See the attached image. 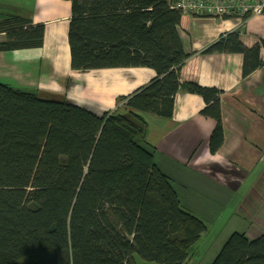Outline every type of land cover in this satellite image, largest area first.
Segmentation results:
<instances>
[{
  "label": "trees",
  "instance_id": "1",
  "mask_svg": "<svg viewBox=\"0 0 264 264\" xmlns=\"http://www.w3.org/2000/svg\"><path fill=\"white\" fill-rule=\"evenodd\" d=\"M66 1L72 71L149 68L155 77L101 115L0 81V264H185L206 225L155 166L144 115L170 119L179 91L201 97L214 154L222 92L180 81L193 52L180 36L186 15L168 2ZM43 33L2 19L0 52L41 48ZM201 54H240L245 78L264 66V40L245 47L229 33ZM210 264H264V235L232 233Z\"/></svg>",
  "mask_w": 264,
  "mask_h": 264
},
{
  "label": "crops",
  "instance_id": "2",
  "mask_svg": "<svg viewBox=\"0 0 264 264\" xmlns=\"http://www.w3.org/2000/svg\"><path fill=\"white\" fill-rule=\"evenodd\" d=\"M70 10L66 0H0L3 19L19 17L44 27L41 48L0 52V81L64 97L101 115L115 109L117 98L145 86L155 73L149 68L72 71L67 41ZM181 27L184 47L193 53L179 79L222 92L223 143L216 153H209L214 121L199 114L204 106L201 97L182 91L175 95L170 119L144 115L145 140L155 148V166L172 183L184 210L205 213L193 200L206 196L205 202L208 195H220L227 206L237 200L233 215L239 217L238 226L223 230L202 262L196 263L192 253L185 262L210 264L232 233L242 232L250 240L264 235V66L243 78L240 54L201 52L229 33H237L245 47L264 40V14L245 21L186 15Z\"/></svg>",
  "mask_w": 264,
  "mask_h": 264
},
{
  "label": "rangeland",
  "instance_id": "3",
  "mask_svg": "<svg viewBox=\"0 0 264 264\" xmlns=\"http://www.w3.org/2000/svg\"><path fill=\"white\" fill-rule=\"evenodd\" d=\"M3 18L4 16H0V19ZM40 95L43 96L45 94ZM50 97V99L54 101H62L63 99H65L64 97L56 95H52ZM208 193L209 190H207V194ZM216 195L217 196L208 195L209 199L205 202L203 201L206 199V196L202 198H195L193 200L198 203L201 209L205 208V213H194L189 210L191 213H193L194 216L199 218L206 225V232L201 236L200 240L191 249L193 260L196 261V263L198 261L202 262V259L208 254V250L220 238L221 232L223 230H225L231 225L238 226L239 223V221L236 220L239 217L237 215H233L234 208H236L237 200L227 206L226 200L220 199V195ZM231 233L232 232L230 230V234ZM135 260L137 264H155L145 262L137 257L135 258Z\"/></svg>",
  "mask_w": 264,
  "mask_h": 264
},
{
  "label": "built area",
  "instance_id": "4",
  "mask_svg": "<svg viewBox=\"0 0 264 264\" xmlns=\"http://www.w3.org/2000/svg\"><path fill=\"white\" fill-rule=\"evenodd\" d=\"M170 8L189 16L247 20L264 14V0H164Z\"/></svg>",
  "mask_w": 264,
  "mask_h": 264
}]
</instances>
